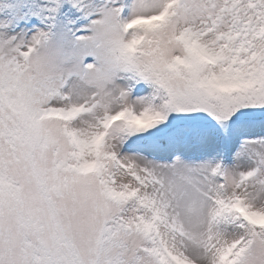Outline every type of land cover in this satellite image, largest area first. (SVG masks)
Returning a JSON list of instances; mask_svg holds the SVG:
<instances>
[{
	"label": "snow or ice",
	"instance_id": "snow-or-ice-1",
	"mask_svg": "<svg viewBox=\"0 0 264 264\" xmlns=\"http://www.w3.org/2000/svg\"><path fill=\"white\" fill-rule=\"evenodd\" d=\"M0 264H264V0H0Z\"/></svg>",
	"mask_w": 264,
	"mask_h": 264
}]
</instances>
